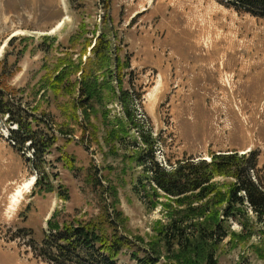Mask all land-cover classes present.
I'll return each instance as SVG.
<instances>
[{
  "label": "rangeland",
  "instance_id": "obj_1",
  "mask_svg": "<svg viewBox=\"0 0 264 264\" xmlns=\"http://www.w3.org/2000/svg\"><path fill=\"white\" fill-rule=\"evenodd\" d=\"M83 21L86 36L95 38L88 56L105 32L113 42V57L122 48L120 55L130 64L121 84L129 92L127 102L118 81L104 69L91 76L92 84L105 85L98 92L102 103L95 96L90 105L80 106L82 86L74 96L52 93L50 101L32 93L65 57L59 46L70 48L69 39L82 30ZM44 34L56 41L42 39ZM15 36L29 38L10 44ZM6 49L0 75L10 72L3 76L16 100L10 103L23 122L42 119L40 131L45 128L56 137L46 153L47 168L58 173L55 185L67 188L70 199L61 200L54 191L40 194L30 186L38 177L34 151L30 143L22 147L13 140L11 128L18 125L0 117V264H49L35 256L32 240H43L55 210L62 217L99 216L107 203L102 192L111 193L126 235L144 248H156L163 261L177 260L161 226L171 216H184L208 229L221 224L228 237L218 243L195 240L181 263L208 264L213 251L217 264H264V222L250 203L233 218L225 216L231 178L217 176L212 184L218 187L205 201L191 197L169 215L165 203L174 200L162 191L157 200L150 199V185L146 195L139 183L144 168L134 159L136 142L149 133L156 141L155 160L167 170L180 160L252 150L258 156L252 179L264 183V16L219 0H78L76 5L69 0H0V56ZM114 131L121 132V140ZM63 153L76 159L75 171L57 161ZM190 206L197 212L190 213ZM121 262L131 264L128 256Z\"/></svg>",
  "mask_w": 264,
  "mask_h": 264
},
{
  "label": "trees",
  "instance_id": "obj_2",
  "mask_svg": "<svg viewBox=\"0 0 264 264\" xmlns=\"http://www.w3.org/2000/svg\"><path fill=\"white\" fill-rule=\"evenodd\" d=\"M76 1L78 0H69L71 5H76ZM219 1L231 3L237 9H243L253 15L264 16V0ZM80 26L82 30H79L69 39L70 48L59 46L62 50H66L65 57L59 58L55 66L49 68L48 72L33 88L32 93L36 97L40 96L41 99L50 101L48 97L52 93L56 98L67 95V93L74 96L77 94V87L82 86L84 93L83 100H80V106L87 107L95 96H98L102 103L104 99L98 92L105 85L92 84L91 82V76H94L97 69L98 71H101L100 69L107 71L110 78L118 81L121 90V84L123 85L125 80V72L130 67L129 61L120 55L121 51L123 53L122 48L118 50L119 56L113 57V42L105 32L102 36L97 37L95 46L91 51L92 56H88L89 48L93 45L95 38L86 36L87 30L84 21L81 22ZM117 35L115 34L116 37ZM28 38V36L13 37L10 44L18 40L25 41ZM42 39L55 42L56 36L44 34ZM7 56L6 49L0 57V65L6 64ZM84 56L87 57L86 61L83 60ZM9 73L4 70L0 75V117L8 116L7 122L9 124L16 123L17 128H11L12 139L22 147L26 143H30V148L34 151L36 160L33 165L38 177L33 189H37L40 194L54 191L61 200L67 201L70 199L69 190L60 183L56 186L55 181L58 179V173L54 174L47 168L46 153L56 143V137L50 136L45 128L40 131V120L44 122L42 119H37L36 122L28 119L27 122H23L20 110L13 103H10L11 99L14 102L16 100L9 95L10 91L7 90L9 88L4 82L5 78H3ZM80 73H82L80 80L73 81L74 76ZM124 90H121V95L122 99L127 102L130 96L129 92ZM113 92L117 95L116 87H113ZM86 97L89 99L86 100ZM18 104H21V101ZM37 105H41V101L38 100ZM28 106L32 107L31 104ZM74 107L77 108L76 105ZM34 109L36 110L38 107H34ZM42 114L48 115L47 112H42ZM107 114L108 111L105 110V116ZM74 115L77 117L76 113ZM30 116H34L32 111ZM33 123L36 124L35 128ZM115 133H118L115 137L121 140V132L114 131L113 134L115 135ZM155 142L152 134H143L141 144H138L139 141L136 142L135 148L138 151L134 159L139 166L144 168L139 183L141 186L143 185L146 195L149 193L147 185H150L153 191V196H150V199L157 200L159 191H162L174 200L165 203L169 215L176 210L174 207L177 204L184 206L183 204L191 197L194 200L205 201L208 195L215 192L218 187V184H212V181L221 175L232 179L228 186L225 216L233 218L234 212H241L246 205L245 203L249 202L257 217L264 222V183L259 179L257 181L252 179V173L257 167V151L251 150L245 154L237 151L210 153L209 160L206 158L180 160L174 164L171 170H167L155 160ZM57 161H61L72 172L76 169V159L66 153L58 156ZM97 188L95 186L94 190ZM193 192L196 194L191 195L190 193ZM100 195L102 198L105 197L107 203L99 216H93L87 220L78 217V215L62 217L60 210H55L52 217L46 222L47 229L44 231L43 240L40 243L32 240L31 247L35 256L49 264H123L121 259L124 256H128L131 264H189L181 263L183 261L181 255L189 253L195 240L218 243L228 237L227 231L223 229L221 224L213 229H208L201 223H197L199 220L185 219L184 216H171L169 221L161 226L160 234L163 235L166 244L170 245V251L177 261L172 262L171 259L173 258L171 257L164 258L165 261H163L156 248L152 250L148 247L144 248L136 239L126 235L121 227L122 215L117 208H113L114 204L110 202L111 193L102 192ZM197 210L193 206L189 207L190 213L197 212ZM76 212H79L78 208H76ZM174 249H178V252ZM207 263L217 264L213 251L208 254Z\"/></svg>",
  "mask_w": 264,
  "mask_h": 264
},
{
  "label": "bare ground",
  "instance_id": "obj_3",
  "mask_svg": "<svg viewBox=\"0 0 264 264\" xmlns=\"http://www.w3.org/2000/svg\"><path fill=\"white\" fill-rule=\"evenodd\" d=\"M229 83H230V86L233 88V86H232V80H231V79L229 80ZM231 87H230V88H231ZM33 178H34V180H35V177H33ZM30 181H31V180H30ZM30 181H29V182H30ZM29 182H27L26 184H28ZM34 182H35V181H34ZM34 182H33L32 184H30V186L33 185ZM19 197H20L19 194L16 195L14 201L18 200L17 198H19Z\"/></svg>",
  "mask_w": 264,
  "mask_h": 264
},
{
  "label": "crops",
  "instance_id": "obj_4",
  "mask_svg": "<svg viewBox=\"0 0 264 264\" xmlns=\"http://www.w3.org/2000/svg\"><path fill=\"white\" fill-rule=\"evenodd\" d=\"M33 179H34V178L32 177V179H31V180H33ZM27 182H29V181H27ZM27 182H26V183H27ZM26 183H24V185H25ZM24 185H23V186H24ZM22 188H23V187H22ZM22 188H20V189H22Z\"/></svg>",
  "mask_w": 264,
  "mask_h": 264
}]
</instances>
